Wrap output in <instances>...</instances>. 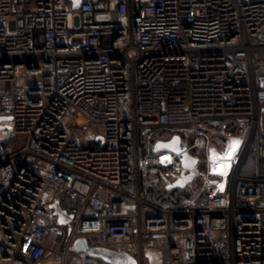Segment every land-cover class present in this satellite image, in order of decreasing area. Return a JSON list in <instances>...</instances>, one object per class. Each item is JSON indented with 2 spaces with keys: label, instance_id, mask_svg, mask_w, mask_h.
I'll use <instances>...</instances> for the list:
<instances>
[{
  "label": "built area",
  "instance_id": "built-area-1",
  "mask_svg": "<svg viewBox=\"0 0 264 264\" xmlns=\"http://www.w3.org/2000/svg\"><path fill=\"white\" fill-rule=\"evenodd\" d=\"M76 1L0 0V264H264V0Z\"/></svg>",
  "mask_w": 264,
  "mask_h": 264
},
{
  "label": "water",
  "instance_id": "water-1",
  "mask_svg": "<svg viewBox=\"0 0 264 264\" xmlns=\"http://www.w3.org/2000/svg\"><path fill=\"white\" fill-rule=\"evenodd\" d=\"M74 1V8H78L80 2ZM4 120L0 117V121ZM3 131H6L8 129L7 126L0 127ZM101 138L95 137L93 135H90L82 141L91 142V141H99ZM162 150H168L176 154H180L179 158L182 162L183 166V173L179 181L176 182L174 187L184 189L186 185L189 182H192L195 177L198 176V171L196 170L195 166L197 164V160L193 159L189 156L188 153L184 152L185 147L180 144L179 138L174 137L170 142L165 143H158L155 148V152L162 151ZM54 207L56 209V214L59 216V222L60 223H66L71 220V217H65L64 212L61 210L59 203H55ZM78 250H75L74 252L78 253H84L89 258L94 260H99L105 264H138L137 260L132 257L131 255L124 253V252H116L104 247H91L88 245L87 241L80 240L78 242Z\"/></svg>",
  "mask_w": 264,
  "mask_h": 264
},
{
  "label": "rangeland",
  "instance_id": "rangeland-1",
  "mask_svg": "<svg viewBox=\"0 0 264 264\" xmlns=\"http://www.w3.org/2000/svg\"><path fill=\"white\" fill-rule=\"evenodd\" d=\"M257 160L255 158V156L253 154H250L247 161H246V168L247 170L245 171L247 174H255L256 172V167H257ZM262 168L264 169V160L262 161ZM219 168H213L212 171L217 172ZM80 240H84V238H79L77 240L74 241L73 243V250H78V242ZM77 254H73L72 255V260L76 263V264H83L84 261L86 259H84V257H82L81 253L76 252ZM98 263L103 264L101 261L97 260Z\"/></svg>",
  "mask_w": 264,
  "mask_h": 264
},
{
  "label": "snow or ice",
  "instance_id": "snow-or-ice-1",
  "mask_svg": "<svg viewBox=\"0 0 264 264\" xmlns=\"http://www.w3.org/2000/svg\"><path fill=\"white\" fill-rule=\"evenodd\" d=\"M240 141L239 140H234L231 142V144L228 145V149L226 154L223 157H220V159H229L233 156L234 152L239 148L240 146ZM227 167V166H225Z\"/></svg>",
  "mask_w": 264,
  "mask_h": 264
},
{
  "label": "trees",
  "instance_id": "trees-1",
  "mask_svg": "<svg viewBox=\"0 0 264 264\" xmlns=\"http://www.w3.org/2000/svg\"><path fill=\"white\" fill-rule=\"evenodd\" d=\"M73 254H77L76 252H73Z\"/></svg>",
  "mask_w": 264,
  "mask_h": 264
}]
</instances>
